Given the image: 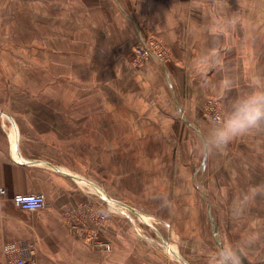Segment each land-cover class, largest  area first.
I'll list each match as a JSON object with an SVG mask.
<instances>
[{"label": "crops", "instance_id": "0c3cea01", "mask_svg": "<svg viewBox=\"0 0 264 264\" xmlns=\"http://www.w3.org/2000/svg\"><path fill=\"white\" fill-rule=\"evenodd\" d=\"M4 16L11 22L0 35V67L23 70L26 91L0 94V264L8 244L31 245L35 264H183L175 249L160 250L153 223L127 209L128 126L141 127L149 111L174 115L176 83L203 134L208 99L222 115L256 77L264 80V0H0ZM151 38L168 62L137 68L134 46ZM220 151L207 163L212 184L180 190L182 200L168 206L172 236L194 264H210L218 234L264 241V194L242 217L231 213L242 192L264 185V128ZM17 193H42L46 205L17 207ZM243 264H264V243Z\"/></svg>", "mask_w": 264, "mask_h": 264}, {"label": "rangeland", "instance_id": "374dc122", "mask_svg": "<svg viewBox=\"0 0 264 264\" xmlns=\"http://www.w3.org/2000/svg\"><path fill=\"white\" fill-rule=\"evenodd\" d=\"M15 6L19 11L14 15L16 17L14 22L18 26L16 29H21V1ZM10 22L6 16L0 19V35L9 30ZM158 41L162 43L160 40ZM162 45L166 50V60L139 58L134 53V65L137 68L146 66V64L153 67L156 62H161L164 68L168 62L169 53L165 45L163 43ZM4 60H6L5 57ZM4 60L2 57L1 61ZM22 71L21 69L12 70L0 67V94H19L26 91L22 82ZM163 74L162 77H166V74ZM174 85L175 88L172 86L169 88L174 97V115L159 117L154 111H149L151 117H142L141 127L128 126L131 131H128L127 134L126 148V181L124 182L127 193L126 204L129 214L133 213L135 218L140 216L144 220L142 222L144 225H146L145 221H148L149 224L153 223L154 227L151 231L160 250H164L166 253L169 251L172 254V249H175L176 253L173 256L177 260L183 264H194L198 263L197 260L183 258L181 242L172 236V230L168 226L170 224L167 215L168 206L172 201L182 200V194L177 193L178 191L183 189L202 190L208 184H212L208 179L210 170L207 163L208 160H215L216 152L221 151L214 150L210 153L201 151L198 137L202 133L199 132L197 123L195 124V119L196 121L198 119L197 114L192 117L193 111H191V115H189L187 98L178 92L176 83ZM38 91V83L30 86V92ZM52 91L54 92V90ZM153 92L154 87L151 90V93ZM18 103L21 102L16 101V104ZM3 104L6 105L7 101L0 100V105ZM0 109L4 108L0 106ZM203 112L207 116L208 123L214 122L215 113L220 116L213 99H208L205 102ZM136 120L138 121V118H128L132 124ZM11 123L9 120L11 141L15 146L18 133L15 124L12 126ZM149 229L151 228L149 227ZM190 257L192 259L191 255Z\"/></svg>", "mask_w": 264, "mask_h": 264}, {"label": "clouds", "instance_id": "9594fccd", "mask_svg": "<svg viewBox=\"0 0 264 264\" xmlns=\"http://www.w3.org/2000/svg\"><path fill=\"white\" fill-rule=\"evenodd\" d=\"M229 23L232 25L235 21L230 20ZM213 121L198 137L202 152L223 149L235 139L264 128V80L256 77L251 90L234 99L229 109ZM261 194H264V185L250 187L242 192L232 202L233 218L242 217L248 204ZM215 239L217 246L210 264H243L245 253L258 243H264L259 233H249L235 243L227 242L223 234H218Z\"/></svg>", "mask_w": 264, "mask_h": 264}, {"label": "built area", "instance_id": "2783aa9c", "mask_svg": "<svg viewBox=\"0 0 264 264\" xmlns=\"http://www.w3.org/2000/svg\"><path fill=\"white\" fill-rule=\"evenodd\" d=\"M134 53L139 58H152L160 61L167 59L164 46L155 38H151L147 44L136 45ZM218 116L215 113L214 117ZM4 193L5 190L0 189V194ZM12 202L15 206L22 209L35 211L46 205V198L42 193H17L12 196ZM3 250L7 255L5 264H35V252L31 245L17 246L8 244L3 247Z\"/></svg>", "mask_w": 264, "mask_h": 264}, {"label": "water", "instance_id": "95a60500", "mask_svg": "<svg viewBox=\"0 0 264 264\" xmlns=\"http://www.w3.org/2000/svg\"><path fill=\"white\" fill-rule=\"evenodd\" d=\"M10 120H11V118H10ZM13 121V120H12ZM14 124V123H13Z\"/></svg>", "mask_w": 264, "mask_h": 264}]
</instances>
